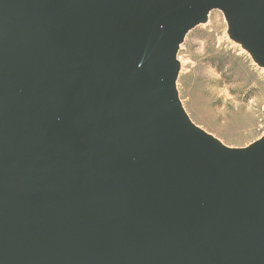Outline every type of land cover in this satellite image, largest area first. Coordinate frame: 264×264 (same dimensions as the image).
<instances>
[{
	"label": "water",
	"instance_id": "obj_1",
	"mask_svg": "<svg viewBox=\"0 0 264 264\" xmlns=\"http://www.w3.org/2000/svg\"><path fill=\"white\" fill-rule=\"evenodd\" d=\"M214 9L264 70V0H0V264H264V134L176 86Z\"/></svg>",
	"mask_w": 264,
	"mask_h": 264
},
{
	"label": "rangeland",
	"instance_id": "obj_2",
	"mask_svg": "<svg viewBox=\"0 0 264 264\" xmlns=\"http://www.w3.org/2000/svg\"><path fill=\"white\" fill-rule=\"evenodd\" d=\"M177 58L179 98L195 124L229 146L264 134V70L228 37L220 10L186 34Z\"/></svg>",
	"mask_w": 264,
	"mask_h": 264
}]
</instances>
